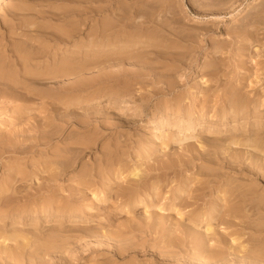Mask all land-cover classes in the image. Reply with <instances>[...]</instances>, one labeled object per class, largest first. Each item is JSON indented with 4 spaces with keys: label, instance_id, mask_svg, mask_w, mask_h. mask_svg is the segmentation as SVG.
Segmentation results:
<instances>
[{
    "label": "rangeland",
    "instance_id": "rangeland-1",
    "mask_svg": "<svg viewBox=\"0 0 264 264\" xmlns=\"http://www.w3.org/2000/svg\"><path fill=\"white\" fill-rule=\"evenodd\" d=\"M70 1L0 0L1 38L7 36L6 40L14 39L17 43L21 41L19 44L23 46L26 44L27 48H38L41 43L39 45L27 37H13L7 31L17 29L21 32L20 28L28 27L30 30L39 28L43 32L47 30L59 33L74 21V24L82 26L74 36L75 39H63L64 42L57 46L52 44L48 47V52L51 49V53L56 55L70 52L73 60L84 59L87 64L85 74L76 73L73 78L71 76L62 81L75 85L71 93L62 95L49 92L46 100L27 101L29 105L21 110V119L25 118L23 121L14 117L17 113L12 110L11 105L0 106V134H5L9 139V150L4 154V163H0V264H210L198 254L202 246L208 253L214 254L221 250L225 255L223 261L220 259L214 264H264V212H261L264 211V187L260 181L264 173L259 171L260 168L264 169V150H256L260 153L256 160L255 153H251L254 151L252 147L233 148L236 147L233 145L229 150L226 149H236L242 155V160L251 167L237 166L230 170L223 167L221 161L215 163L220 171H214V174L216 172L215 175L224 180L218 185L225 191L221 194L224 198L218 200L219 193L209 191L202 199L190 201L189 189H192L191 186L194 188V181L196 183L197 180L186 185V177L202 178L196 173L199 168L204 172L209 169L200 160H195L194 164L196 162L198 166L179 172L182 169L180 161L188 158V150L192 147L202 150V146L208 148L198 138L206 133L193 131L196 134L181 140L176 136L161 138V134L157 135L156 125L160 118H165L164 108L172 94L152 99L147 96L156 86L164 87L163 83L170 82L177 88L173 89L175 95L182 94L180 104L183 109H192L199 117L204 116L205 122L220 123L215 114L221 109L219 105L225 84L236 73L244 76V71L249 75L248 84L256 76L257 70L264 76V0H165L164 4L162 0H97L107 6L102 13L98 12L100 16L92 14L90 10L100 5L94 3L96 0L93 3L92 0H80V5L77 2L79 0ZM166 8L170 17L165 16ZM87 10L90 12H86ZM125 11L140 14L132 22L130 20L131 24L123 20L121 24L113 19L125 14ZM148 11L152 12L153 21L145 23V27H136L142 13ZM75 13L86 17L80 18ZM69 18H73L72 21ZM101 21H108V24H112V21L119 23L116 29L118 28L121 37L104 47L105 50L99 51L102 48L91 42V39L98 34ZM161 23L163 26L158 25ZM132 24L135 27H131ZM109 30L111 29L105 32ZM129 35L140 37L129 40V47H123ZM41 38L49 40L48 42L56 41L50 37ZM7 46L8 44L4 45L2 49L6 47L4 50H7ZM2 49L0 48V55H3ZM154 49L159 53H154ZM169 51L177 53L173 56ZM50 52L49 57L55 58L56 55ZM102 56L113 58L106 64ZM124 56H142L139 60L147 62L151 61L149 58L158 56L156 60H159L151 61L153 64L148 63L143 67L130 63L134 59L124 61ZM42 57H48V54L40 59ZM116 57H120L121 62L114 61ZM152 65H156L155 68ZM117 72L135 75L142 72L146 76L143 79L134 77L116 81L113 74ZM219 74H228V77H220ZM217 76L219 81H216ZM153 77L159 78L160 82L152 81ZM51 82L48 80L45 83H49L50 87L53 86ZM247 83L245 91L252 89ZM208 84L215 91L212 95H203L202 89ZM111 94L117 95V101L112 106H104V99ZM50 99L55 101L53 107L46 102ZM20 103L17 101L15 104ZM142 107H146V110ZM169 115L174 117L173 113ZM99 121L106 122V125L101 126ZM16 129L21 131V136L17 138L20 141L13 136ZM173 132L175 131L167 127L162 135L170 136ZM185 132L182 130L181 135ZM223 148L219 149L220 154L225 153ZM137 166L144 175L141 179L130 175ZM243 169L258 173L251 177ZM181 184H185L186 188L183 193L178 192ZM210 184L215 185L214 182ZM235 187L245 190L247 198H243L246 194L240 195L234 201L231 189ZM255 188L262 190L259 192ZM132 196L138 198L137 206H132L133 202L131 206L127 205ZM240 198L247 202L244 204ZM216 201L220 203L218 207L221 213L218 212L215 217L206 216ZM228 202L238 209V216L225 211ZM145 203L149 206L146 207ZM257 205H261L259 212L256 211ZM44 210L50 213L51 218L44 217L48 214ZM61 213L74 214L77 219L69 221L68 218L53 217ZM189 220L192 224L195 222V228L187 223ZM207 222L213 225L210 232L205 231ZM195 236H199L201 242L194 240ZM233 238L239 242L230 241ZM242 242L246 246L245 250L239 249ZM245 255H250L249 259Z\"/></svg>",
    "mask_w": 264,
    "mask_h": 264
},
{
    "label": "bare ground",
    "instance_id": "bare-ground-1",
    "mask_svg": "<svg viewBox=\"0 0 264 264\" xmlns=\"http://www.w3.org/2000/svg\"><path fill=\"white\" fill-rule=\"evenodd\" d=\"M1 1H6V0H1ZM67 1V0H66ZM69 1V0H68ZM74 1V0H73ZM72 0L70 2H73ZM77 1V0H76ZM94 0H92V3H93ZM99 1V0H98ZM104 1V0H103ZM115 1V0H114ZM117 1V0H116ZM156 1V0H155ZM159 1V0H157ZM65 2V1H64ZM78 4L80 5V0L77 1ZM97 2L94 1V3ZM99 2H102V1H99ZM165 0H162V4H164ZM167 2V0H166ZM98 3V2H97ZM108 3V2H107ZM116 3V2H114ZM61 4V3H60ZM71 4V3H70ZM73 4V3H72ZM71 4V5H72ZM84 4V3H83ZM100 4L99 6L97 7H94L92 9H90L92 12V14H98V12L100 11H103L104 9L106 10V4H101V3H98ZM110 5V2L108 3ZM161 4V2H160ZM70 5V6H71ZM85 5V4H84ZM88 5V4H87ZM92 5H96V4H92ZM158 5V3H157ZM156 5V6H157ZM168 5V4H167ZM253 4H251L250 6H253ZM69 6V4L67 5ZM74 6V5H73ZM76 6V4H75ZM78 6V5H77ZM86 6V5H85ZM154 6V7H156ZM162 6V5H161ZM154 7H152L154 9ZM167 7V6H166ZM15 8V7H14ZM79 8V6H78ZM109 8V7H108ZM157 9V8H156ZM129 10V9H128ZM167 10V11H166ZM15 11V10H13ZM17 11V10H16ZM89 10H87L86 12H88ZM90 12V11H89ZM109 12V11H108ZM127 12H130V11H127ZM125 11V14H120L118 16H115L113 19L117 22L120 21L121 23V20H123L124 22H128V24H131L132 22V19H135L139 14L140 12H130V13H127ZM51 13V12H50ZM85 13V12H84ZM102 13V12H101ZM110 13V12H109ZM117 13V12H115ZM15 14V13H14ZM53 14V13H52ZM76 14V13H75ZM104 14V13H103ZM151 14L152 12L151 11H148V12H144L142 13L141 15V20H138V25L139 27H142L145 23L147 24V22H151L153 21L152 16L151 17ZM43 15V14H42ZM45 15V14H44ZM65 15V14H64ZM63 15V17H64ZM77 15V14H76ZM91 14H89L90 16ZM99 15V14H98ZM51 16V15H50ZM59 16V15H58ZM70 16V15H69ZM72 16V15H71ZM79 16V15H77ZM76 16V17H77ZM93 15H91L92 17ZM97 16V15H96ZM100 16V15H99ZM165 16L167 17H170L168 15V9L166 8L165 9ZM80 18H83L86 17L84 15H80L79 16ZM98 17V16H97ZM17 18V17H16ZM23 18V17H22ZM22 18L19 21L22 20ZM26 17H24V20H25ZM47 18V17H46ZM55 18V17H53ZM57 18V17H56ZM61 18V17H60ZM58 18V19H60ZM75 18V17H74ZM93 18V17H92ZM10 19V18H9ZM19 19V18H18ZM29 19V18H28ZM37 19V18H36ZM45 19V17H44ZM64 20V18H62ZM73 18H69V20ZM76 19V18H75ZM140 19V18H139ZM169 19V18H168ZM167 19V20H168ZM17 20V19H16ZM68 20V18L66 19ZM65 20V22H66ZM78 20V19H77ZM76 20V21H77ZM91 20V19H90ZM101 20V19H100ZM113 20V21H114ZM131 20V22H130ZM12 21V20H11ZM10 21V22H11ZM26 21V20H25ZM40 21V20H39ZM75 21V22H76ZM111 22L112 24H108L107 22L103 23L101 21V26L98 30V34H96V36H94V38L91 39V42L93 43H96V45H100V48L102 49H99V51H102V50H105L104 47L106 46H110L115 40L119 39L121 37V35H119V31L118 28L116 29V26L117 24L119 23H114V22ZM122 21V22H123ZM17 22V21H16ZM15 22V23H16ZM43 22V21H42ZM93 22V21H92ZM169 23H171L170 21H168ZM64 23V22H62ZM89 23V22H88ZM134 23V21H133ZM159 23V22H158ZM12 24V23H11ZM61 24V23H59ZM57 23V25H59ZM84 24V23H83ZM86 24V22H85ZM90 24V23H89ZM93 24V23H92ZM122 24V23H121ZM128 24L126 26H128ZM9 25V24H8ZM96 25V24H95ZM94 25V26H95ZM96 25V26H97ZM134 25V26H132ZM131 27H135V24H132ZM158 25H162L163 24H158ZM13 26V25H12ZM81 26V25H80ZM80 26L78 25V23L74 24V21H72V25L70 23V25L64 30H61L57 31L56 32H49L46 30V32H43L41 31L39 28H37L36 30H30V29H25L24 27L23 28H20L22 29L21 32H18L19 30L16 29V31H7L9 33V35L13 36V37H17V36H21V38L23 37H27L29 40H31L32 42L34 41L35 43L39 44L41 43V45L37 48H34L33 49H30V47L28 46V48L26 47V44L23 46L21 44H19L21 41H19V43H17V41H15L14 39H7L6 40V37L4 38H1L0 37V48L2 49V47L4 45H7V50H4L2 49L3 51V55H0V106L2 105H11L12 107V110L15 111L17 113L16 116H14L15 118H17L18 120L20 121H23V119H21V110L26 107L27 105V101H30V100H34V99H48L46 97L47 93L49 92H56V93H60L62 95H66V94H69L73 91V86H75L74 84H65L63 83L62 81L66 80V79H69L72 78L75 76L76 73L80 74L81 72L84 73V71L87 69V64L85 63L86 60L82 59L81 61H76V60H73L72 59V56L70 55V52L68 53H65V52H62L64 54H59V55H56L55 53H51L52 52V49H51V52L50 54H54V56L56 55L55 58H50L49 57V52H48V47L50 48V45L54 44L55 46L59 45L60 43H62V41L64 42L63 39H66L68 40L69 38H73L75 39V35H77L78 32H80L81 28ZM88 26V25H87ZM124 26V25H123ZM165 26V24H164ZM168 26V25H167ZM173 26V25H172ZM16 27V25L14 26ZM55 27V26H54ZM82 27V26H81ZM118 27V26H117ZM130 27V25H129ZM145 27V25H144ZM174 27V26H173ZM19 28V27H18ZM50 28V27H49ZM84 28V27H83ZM164 28V27H163ZM52 29H55V28H52ZM95 29V28H94ZM108 29H111L109 30V32H105L106 30ZM139 30V28H136ZM145 29V28H144ZM7 30V29H6ZM51 30V29H50ZM86 30V29H85ZM88 30V29H87ZM92 30V29H91ZM121 30V28L119 29ZM126 30H128V28H126ZM148 30V29H147ZM162 30V29H161ZM53 31V30H52ZM93 31V30H92ZM97 31V30H96ZM149 31V30H148ZM160 31V29H159ZM164 31V30H163ZM6 32V33H7ZM122 32V31H121ZM141 32V30H140ZM82 33V32H81ZM125 33V30L123 32V34ZM129 33V32H127ZM163 33V32H161ZM165 33V32H164ZM95 34V33H94ZM8 35V34H6ZM167 35V34H166ZM165 35V36H166ZM46 37L47 39H49L48 37H50L52 40L53 38L56 39L55 42H48L49 40H45L41 37ZM84 37V35H82ZM123 36V35H122ZM3 37V36H2ZM138 37V36H137ZM137 37L134 38L133 35H129V39L127 38V41L124 43V46L123 47H129L130 44L128 43L129 40H135ZM140 37V36H139ZM138 37V38H139ZM158 37V36H157ZM155 37V38H157ZM164 37V36H163ZM134 38V39H133ZM24 39V38H23ZM125 39V38H123ZM122 39V41H123ZM28 40V41H29ZM65 40V41H66ZM70 40V39H69ZM137 40V39H136ZM29 41V43L31 42ZM74 41V40H73ZM72 41V42H73ZM80 41V40H79ZM121 41V40H120ZM140 41V40H139ZM81 42V41H80ZM80 42H78L79 44H81ZM27 43V41L25 42ZM66 43V42H65ZM68 43V42H67ZM77 43V42H76ZM83 43V42H82ZM153 43V42H152ZM78 44V46H79ZM84 44V43H83ZM88 44V43H87ZM86 44V45H87ZM155 44V43H154ZM30 45V44H28ZM66 45V44H65ZM69 45V44H68ZM75 45V44H74ZM85 45V46H86ZM31 46V45H30ZM35 46V45H34ZM37 46V45H36ZM82 46V45H81ZM84 47V45H83ZM53 48V47H52ZM59 48V47H58ZM82 48V47H81ZM166 48V47H165ZM62 49V48H61ZM163 49V48H162ZM160 49V50H162ZM68 50H70L68 48ZM84 50V49H83ZM117 50V49H116ZM131 50V49H130ZM156 54L159 53V51H157L156 49H154ZM166 50V49H164ZM170 50V49H168ZM64 51V50H63ZM157 51V52H156ZM243 52H245L246 54H248L246 51V49H243L242 50ZM54 52V50H53ZM57 52V50H56ZM61 53V51H59ZM85 52V51H84ZM170 52V51H169ZM78 53V52H77ZM89 53V52H88ZM106 53V52H105ZM153 53V52H152ZM165 53L166 55V52H163V54ZM173 56L177 53L176 51H171L170 52ZM167 52V54H170ZM45 54H48V57H45V58H41V56H44ZM58 54V53H57ZM73 54V53H72ZM80 54V52H79ZM79 54H77V56H80ZM95 54V53H94ZM114 54H117V53H114ZM151 54V53H150ZM161 54V53H160ZM162 54V55H163ZM180 54V53H179ZM76 55V54H75ZM103 55V54H102ZM123 55V54H122ZM129 55H132V54H129ZM147 56L149 54H146ZM144 55V56H146ZM75 56V57H77ZM88 56V55H87ZM92 56V55H91ZM118 56V54H117ZM119 56H121V54H119ZM153 56V55H152ZM160 56V55H159ZM84 57V56H83ZM106 58H104V56H102V59L103 62H108L109 60H111L113 57L110 56L109 58H107L108 56H105ZM115 57V56H114ZM142 57V56H124V61L127 60L129 61L130 59L131 60H135V61H131L130 63H133V64H139V65H143V67L145 65H148V63H152V62H158V60H156V58L158 56H155V57H152V58H149L151 61H143V60H139V58ZM242 57V56H241ZM39 58V59H38ZM82 58V56H81ZM85 58V57H84ZM88 58V57H87ZM86 58V59H87ZM91 58V57H90ZM89 58V59H90ZM93 58V57H92ZM173 58V57H172ZM80 59V58H79ZM78 59V60H79ZM162 59V58H161ZM164 59V58H163ZM169 59V58H168ZM174 60H177V58H173ZM173 59L171 60L170 58V61L173 62ZM166 61H168L167 59H164ZM181 60V59H180ZM212 60V58H211ZM220 60H223L222 58H220ZM94 61V60H93ZM97 61V60H96ZM114 61H120L121 62V58L120 57H116L114 59ZM161 61V60H160ZM244 61V60H243ZM41 62H43V64H40ZM100 62V61H98ZM113 62V61H112ZM119 62V63H120ZM163 62V60H162ZM165 62V61H164ZM163 62V63H164ZM218 63V61H216ZM91 63V61H90ZM96 63V62H95ZM105 63H103L105 65ZM111 63V62H110ZM115 63V62H114ZM220 63V62H219ZM223 63V61H222ZM101 64V63H99ZM107 64V63H106ZM109 64V62H108ZM153 64V63H152ZM112 65V64H110ZM116 65V63H115ZM125 65V64H124ZM158 66V64H156ZM155 65V66H156ZM162 64L160 63V66ZM175 65V64H174ZM257 65V63H256ZM98 66L95 65V67ZM107 66V65H106ZM113 66V65H112ZM155 66H151V67H154ZM165 66V65H164ZM179 66V65H178ZM215 66V65H213ZM258 66V65H257ZM115 67V66H114ZM212 67V66H211ZM251 67V66H250ZM217 68V67H216ZM218 68H219V65H218ZM244 68V67H243ZM257 68V67H256ZM264 68V67H263ZM113 69H116V68H113ZM118 69V68H117ZM220 69L221 66H220ZM260 69H262L260 67ZM115 71V70H114ZM207 72V70H205ZM210 71V70H209ZM260 70H257V74H255L256 76L254 77V79H252L250 81V84L247 83L248 81V78H249V75L247 73V71H244L245 72V75L243 76H239L238 73L235 74L234 77H232L230 80H229V83H226L225 84V88H224V91L221 95V104L219 105V111L216 112V116H217V120L220 121V123H214L213 121H209V122H205V117L204 116H201L199 117L198 114H196L192 109H183L182 108V105L180 104V101L182 100V94L180 93V95L176 96L175 95V91L173 90L174 88H176L175 86L172 85V83L170 82H165L163 83L162 85H164V87H161V86H156L155 90L152 91L151 93H149V95H147L149 98L152 99V97H158V96H165L167 94H172V97L171 98H168V103L165 105V108H164V111H165V118H160V120L157 122L158 124L156 125V128L158 129V134H161V138L163 139H166L168 137V139L170 138H174L176 136L177 139H183V138H186V137H190V136H193L194 134H196V132H205L206 135H200L198 138H200L204 143L205 146H207L208 148H204V146H202L200 148H197V147H192L191 149H189V153L190 155L188 156V158L185 160V159H182L181 164L180 166H182V169H180L179 172H183V171H188L190 170L192 167H196L198 166V164H194V161L195 160H200V162H202V164H204L203 166L207 167L206 169H209L207 170V172H204L203 170H201L199 168V171H195L196 173H198V175H201V177L199 178H196V177H186V185L189 184V182H193L194 180H197V182L195 183L194 181V188L193 186L192 189H189V196H190V201L191 199L193 200H199V199H202V197H204L207 192H216L219 193V196L217 197V199H223L221 194L225 191L221 190L219 188V186L221 185V182L223 179L219 178V175H215L214 174V171H220L218 170L219 169V166H217L215 163L221 161V165L223 167H226V168H229L230 170L239 166V167H242L243 166H247L249 167V163H247L245 160H242V155H240L236 149H233V151H226V149L229 150V148L233 147V145H235L236 147H233V148H237V146H249V147H252L254 149V151H252L251 153L253 154V152L255 153V156L257 157L256 160L259 159V155L260 153L256 152V150L258 151H263L264 150V76L262 73L259 72ZM88 72V71H87ZM106 72V71H105ZM153 72V71H152ZM168 72V71H167ZM205 72V74H206ZM243 72V73H244ZM249 72V71H248ZM255 72V71H254ZM107 73V72H106ZM121 72H117V73H114V77H115V80L116 81H120L121 79H125V80H129L131 78H134V77H141L142 79L144 78V76H146L145 73H139V75H135L133 73H128V74H124L123 72L120 74ZM256 73V72H255ZM77 74V75H78ZM85 74V73H84ZM105 74V73H104ZM154 74V73H153ZM168 74V73H167ZM74 75V76H73ZM76 75V76H77ZM82 75V74H81ZM107 75V74H106ZM110 75V74H109ZM108 75V77H109ZM119 75H122V76H119ZM151 75V74H150ZM155 75V74H154ZM157 75V74H156ZM220 75V74H219ZM234 75V74H233ZM253 75V74H252ZM221 76H225V77H228V74H221ZM254 76V75H253ZM80 77V76H79ZM86 78V77H85ZM104 78V77H103ZM147 78V77H145ZM149 78V77H148ZM147 78V79H148ZM137 79V78H135ZM142 79H139V80H142ZM212 79V78H210ZM221 79H224L223 77ZM52 81V85L53 86H50L49 87V83H47L46 85V81ZM101 80V79H100ZM45 81V82H44ZM152 81H156V83H159L160 82V79L159 78H156V77H153L152 78ZM173 81H174V78H173ZM177 81V80H175ZM208 79L205 81L207 82ZM211 81V80H209ZM216 81H219V77L217 76V80ZM61 82V84H59ZM126 82V81H125ZM163 81H161L162 83ZM178 83V82H177ZM248 84V86H252L251 90H248V91H245V84ZM176 85V83H174ZM161 87V88H160ZM129 89V87H128ZM177 89V88H176ZM121 90V89H119ZM126 90V89H125ZM215 90L213 89L212 86H210V84L207 85V87H204L202 89V92L204 93L203 95H209L211 94L212 92H214ZM261 93H263L262 95L263 96H260ZM212 95V94H211ZM210 95V96H211ZM146 95H143V97H147ZM117 95H109L107 98H105L104 100L105 103L103 104L104 106H108V105H113L115 104V102L117 101ZM205 97V96H204ZM55 100V98H54ZM50 99L48 101H46L50 106L53 107V105L55 104V101ZM17 101L21 102L20 104H15ZM150 101V99H149ZM148 101V102H149ZM147 102V104L149 105V103ZM14 103V104H13ZM145 104V103H144ZM145 104V106L147 105ZM46 105V104H44ZM147 105V106H148ZM58 106V105H57ZM110 106V107H111ZM156 107L158 106L155 105ZM44 107V106H43ZM55 107V106H54ZM56 108V107H55ZM143 109L146 110V107H142ZM51 109V108H50ZM51 110H54V112L56 111V109H51ZM47 111V109H46ZM38 112L36 111V114ZM50 113V112H49ZM147 113V112H146ZM174 114V117H171L169 114ZM35 114V113H34ZM39 114V113H38ZM25 115V114H24ZM30 115V114H29ZM31 115H33L31 113ZM45 115V114H44ZM44 115H43V118H44ZM57 115V114H56ZM164 115V114H163ZM198 115V116H197ZM23 116V115H22ZM36 116V115H35ZM46 116V115H45ZM26 117V115H25ZM46 117H51V116H46ZM46 117H45V120H46ZM161 117V116H160ZM27 118V117H26ZM55 120L56 116L53 117ZM108 118V117H107ZM49 119V118H47ZM120 119V118H119ZM251 119H253V121H251ZM30 120V119H28ZM62 120V119H61ZM106 120V119H105ZM103 120V121H105ZM44 121V119H43ZM63 121V120H62ZM207 121V120H206ZM15 122V121H14ZM19 122V121H18ZM27 122V121H26ZM59 122V120H58ZM61 122V121H60ZM65 122V121H64ZM81 122V120H80ZM78 121V123H80ZM100 122V121H99ZM111 122V121H110ZM216 122V121H215ZM83 123V121H82ZM106 122H100L101 126H105L106 124H104ZM109 123V122H108ZM77 124V123H76ZM84 124V123H83ZM110 124V123H109ZM43 125V123H42ZM81 125V123H80ZM99 125V124H98ZM78 126V125H77ZM109 126V125H108ZM112 126V125H111ZM96 127V126H94ZM167 127H170L171 128V131H175L173 132L170 136H168L167 134H163L162 135V132L164 131V129H166ZM52 128V127H51ZM106 128V127H105ZM111 128V127H110ZM19 129V128H18ZM59 129V127H58ZM17 130V129H16ZM108 130V129H107ZM110 130V129H109ZM183 131H186L184 134L182 133L181 135V132ZM50 131V130H49ZM100 131V130H98ZM157 131V130H156ZM179 131V133L177 132ZM193 131H196L193 133ZM48 132V131H47ZM103 132V130H102ZM81 134V133H80ZM104 134V133H102ZM193 134V135H191ZM200 134V133H199ZM207 134H210V135H207ZM5 134H0V163H4L3 159H5V153L7 151V149L9 150V148H7V141L9 139H7V137L4 136ZM23 135V134H22ZM13 136L15 138V140H18L20 141L21 139H17L21 136V131L20 130H17L16 132L13 133ZM25 136V135H24ZM50 136V135H49ZM52 136V135H51ZM83 137V136H82ZM159 137V138H160ZM13 138V137H12ZM224 146V148H223ZM16 147V145L14 146V148ZM19 147V146H18ZM13 148V147H11ZM10 148V149H11ZM223 148V150H225L224 152L226 153H222L220 154V151L219 149ZM20 149V148H18ZM250 153V154H251ZM244 154V153H243ZM246 154V153H245ZM199 163V162H198ZM192 164L194 166H192ZM252 164V163H251ZM219 165V164H218ZM221 166V167H222ZM254 166V165H252ZM257 166V164H256ZM201 167V166H200ZM204 167V168H205ZM251 167V166H250ZM255 167V166H254ZM253 167V168H254ZM264 168V167H263ZM252 169V168H251ZM253 170V169H252ZM140 168L139 166L135 167L132 172H131V176L134 177H139V179H141L144 175H142L140 173ZM259 171L262 173H264V169L260 168ZM223 172V171H222ZM243 172L246 173V175H250L251 177H253V174L254 175H257L258 172L256 171H249V169H243ZM254 172V173H253ZM117 173V172H116ZM261 173V174H262ZM149 175H152L151 173H148ZM117 175V174H116ZM223 175V174H222ZM263 175V176H262ZM261 176L263 178L260 177V181L263 183V187H264V174H262ZM118 176V175H117ZM181 176V175H180ZM147 178V177H146ZM243 178V177H242ZM115 179V178H114ZM238 180V179H237ZM255 181H257L256 179H254ZM211 182H214L215 185L213 184H210ZM224 182V180H223ZM258 182V181H257ZM185 184H181V186H179L178 188V192L180 193H183L186 191V188H185ZM193 185V184H192ZM219 185V186H218ZM257 186V185H256ZM261 187V186H260ZM19 188V187H18ZM35 189V188H34ZM121 189V188H119ZM250 189V188H248ZM257 190V188H255ZM262 190V188H260ZM259 189V190H260ZM233 191V194H234V198L233 200L236 201L238 200V198L240 197V195H245L243 198L245 199V197L247 198V192H244L245 190H243L242 188H234V189H231ZM257 190V191H259ZM256 191V192H257ZM34 192V191H33ZM105 192V191H104ZM260 192V191H259ZM32 193V192H31ZM262 193V192H261ZM99 195V194H97ZM120 195V194H119ZM119 195H117L119 197ZM123 195V194H122ZM187 195V193H186ZM250 195V194H249ZM254 195V194H253ZM116 196V197H117ZM227 196V194H226ZM252 196V195H251ZM188 197V196H187ZM207 197V196H206ZM254 197V196H253ZM177 198V197H176ZM243 198H240L241 201L244 202V204L247 202L245 200H243ZM121 199L123 200V198L121 197ZM137 199L138 198H134L133 196L129 199L130 201H128L127 205L128 206H131V203L133 202L132 206L133 205H138L136 204L137 202ZM252 199V198H251ZM140 201H143L142 199H139ZM176 200V199H174ZM188 202H190L188 199H187ZM261 202H263L262 200H259ZM7 202V201H6ZM146 202V201H145ZM221 202V201H220ZM227 202V200H226ZM195 203V201H194ZM224 203V202H223ZM229 203V202H228ZM146 204V203H145ZM149 205L146 204V207H148ZM220 206V203L216 201V203H214V206L212 208L209 209V211L207 212V215L206 216H211V217H215L217 216V213L220 212V209L219 207ZM261 206V205H260ZM260 206H256V211L259 212V207ZM263 206V204H262ZM131 208V207H129ZM128 208V209H129ZM224 208V207H223ZM225 211H231V213L235 216H238L237 214H239V211L237 208H235L233 205H231L230 203L225 205ZM259 208V209H258ZM133 209V208H132ZM146 209V208H145ZM144 209V210H145ZM222 209V208H221ZM264 210V209H263ZM223 211V210H222ZM44 212H47L44 210ZM147 212V211H146ZM145 212V213H146ZM227 212V213H228ZM261 212H264V211H261ZM48 214L44 217H50V213L47 212ZM221 213V212H220ZM223 213V212H222ZM219 214V213H218ZM226 214V213H225ZM259 214V213H258ZM205 215V214H203ZM183 216V215H181ZM228 217V214L226 215ZM231 216V215H230ZM53 217H58L59 219H67L69 221H74L77 219V217L74 215V214H64V213H61L59 215H55ZM226 217V218H227ZM254 217V216H253ZM256 217V216H255ZM262 217V216H261ZM51 218V217H50ZM225 218V217H224ZM223 218V221H225V219ZM259 218V217H258ZM264 218V217H263ZM195 219V217H194ZM210 219V218H208ZM230 219V218H229ZM228 221V220H227ZM192 221L189 220V222L187 223H191ZM195 224V222H194ZM191 223V225L194 227L195 225ZM228 225V224H227ZM231 225V224H230ZM229 225V226H230ZM261 225V224H260ZM182 227V226H181ZM259 227V226H258ZM195 228V227H194ZM181 229V228H180ZM193 230V229H192ZM195 230V229H194ZM213 230V225L209 222H207V224L205 225V231L206 232H210ZM263 230V229H262ZM182 231V229H181ZM188 231V230H187ZM256 231V230H254ZM261 231V230H260ZM258 231V232H260ZM257 232V233H258ZM185 234V233H184ZM259 234V233H258ZM250 236V235H249ZM194 240L198 241V242H201V238H199V236H195L193 238ZM254 238H251V240H253ZM222 240V239H221ZM223 241V240H222ZM221 241V242H222ZM230 241L232 242H239L238 239H231ZM232 242H229L232 244ZM228 243V244H229ZM189 246V245H188ZM232 248V247H231ZM230 248V250H232ZM242 248H244V250L246 249V246L244 244V242H242L240 245H239V249L241 250ZM184 250V249H183ZM251 250L248 251V254ZM198 254L201 258L203 259H206L205 261L206 262H210V264H214V262H217L218 260H224L225 258V255H223L222 251H218L216 253H208L207 250L204 248V246H202L199 250H198ZM220 255H223L221 258H218V256ZM234 256V254H233ZM264 256V255H263ZM243 257V256H242ZM244 257H246L247 259H249L250 255H245ZM200 258V259H201ZM264 258V257H263ZM262 259V258H261ZM260 259V260H261ZM179 260V258H178ZM215 260V261H213ZM222 260V261H223ZM255 261L257 262V260L255 259ZM253 263V262H252ZM250 264V263H249ZM257 264V263H256ZM260 264V262H259Z\"/></svg>",
    "mask_w": 264,
    "mask_h": 264
}]
</instances>
